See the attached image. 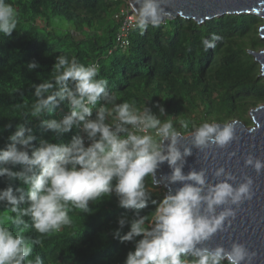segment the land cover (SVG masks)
<instances>
[{
  "label": "clouds",
  "instance_id": "clouds-1",
  "mask_svg": "<svg viewBox=\"0 0 264 264\" xmlns=\"http://www.w3.org/2000/svg\"><path fill=\"white\" fill-rule=\"evenodd\" d=\"M134 3L131 27L141 35L150 26H160L167 16V0ZM17 24V10L0 0V37H10ZM219 39L216 34L204 38V50L215 48ZM38 67L36 62L26 66L29 72ZM98 77V65L59 55L51 78L32 84L34 101L21 105L26 109L21 122L0 149V177L9 185L13 181L21 185L0 190V205L12 214L6 219L17 229L0 223V264H44L39 254L33 255L41 237L69 225V212L91 214L90 203L112 195L118 207L133 211L131 218H118L112 233L121 243L135 242L124 264H253L257 254L244 244L210 246L217 233L231 226L241 204L252 200L253 180L244 175L238 183L224 167L211 172L214 182L204 169L182 171L193 148L205 152L207 159L206 150L224 149L238 141L236 122L205 121L190 128L188 121L181 120L177 127L160 105L157 116L146 103L142 109L135 100L117 103L107 91L108 80ZM58 108L62 111L58 119L44 118ZM33 120L53 139L73 129L77 134L67 143L42 139L34 147V128L26 126ZM10 128L9 122L5 130ZM182 140L190 141L191 147H181ZM234 155L229 153V159ZM165 163L170 169L163 176L168 193L159 202L151 200L154 211L141 215L161 183L156 173ZM17 166L21 171L12 170ZM244 167L259 175L264 161L248 155ZM175 185L179 187L173 189ZM125 225L129 230L121 235ZM29 230L37 234L35 238L21 234Z\"/></svg>",
  "mask_w": 264,
  "mask_h": 264
},
{
  "label": "trees",
  "instance_id": "trees-1",
  "mask_svg": "<svg viewBox=\"0 0 264 264\" xmlns=\"http://www.w3.org/2000/svg\"><path fill=\"white\" fill-rule=\"evenodd\" d=\"M17 10L18 24L10 37H0V149L22 119L21 105L34 101L32 84L51 78L52 65L59 55L75 57L85 65L99 67V77L108 80L107 91L117 103L135 100L137 107L150 108L159 116L156 105L174 117V124L186 120L192 126L207 122H252L250 110L264 104V80L251 52L264 49L259 29L264 21L253 14L224 15L197 23L177 17L158 27H149L143 35L132 29L127 45L119 46L121 9H129L127 0H7ZM212 34L220 37L215 48L205 51L201 41ZM30 62L39 67L29 72ZM62 114L57 109L51 117ZM166 119V117H161ZM12 128L5 130V125ZM34 147L40 140L67 143L77 130L53 139L33 120ZM21 171L20 166L12 169ZM150 183V180H149ZM20 187L0 177V190ZM152 193L141 215L154 211L151 200H161L164 189ZM91 214L69 212L71 223L59 232L41 237L34 246L44 264H124L135 242L121 243L112 233L122 215L133 216L132 210L118 207L114 195L89 205ZM0 205V223L17 229ZM27 219V218H25ZM129 226L121 230L124 235ZM30 238L31 230L21 233ZM140 237L137 238L139 240Z\"/></svg>",
  "mask_w": 264,
  "mask_h": 264
},
{
  "label": "water",
  "instance_id": "water-1",
  "mask_svg": "<svg viewBox=\"0 0 264 264\" xmlns=\"http://www.w3.org/2000/svg\"><path fill=\"white\" fill-rule=\"evenodd\" d=\"M130 9L135 11L134 0H127ZM167 16L165 20H174L177 17L193 19L201 24L205 21L214 20L224 15L253 14L261 17L264 21V0H167L164 5ZM165 20L162 22L164 23ZM262 39H264V24L260 28ZM257 56L264 77V49L257 53ZM255 59V58H254ZM256 61V60H255ZM257 62V61H256ZM252 126L246 128L239 121L236 122V135L238 141L230 143L224 149L206 150L208 158L205 159V152L192 149V155L186 158L183 172L187 174L190 170L204 169L208 180L212 181L211 172L218 167H224L226 171L237 177V182H242L241 177L247 175L253 180L252 200L241 204L235 219L226 232L217 233L211 240L210 246L222 245L225 248L231 243L244 244L250 251L256 252L253 264H264V170L259 175L250 167H244V159L248 155L264 161V104L251 110ZM232 122V121H231ZM180 146H189L190 141H180ZM235 155L229 159V153ZM170 174L167 164H163L157 170L156 178L168 193V187L163 176ZM179 187V185L172 186Z\"/></svg>",
  "mask_w": 264,
  "mask_h": 264
},
{
  "label": "built area",
  "instance_id": "built-area-1",
  "mask_svg": "<svg viewBox=\"0 0 264 264\" xmlns=\"http://www.w3.org/2000/svg\"><path fill=\"white\" fill-rule=\"evenodd\" d=\"M132 10L130 9H121L119 12L120 16V28H119V33L117 35V41L119 42V46H126L127 45V35L130 30L133 28L131 27L132 24Z\"/></svg>",
  "mask_w": 264,
  "mask_h": 264
},
{
  "label": "rangeland",
  "instance_id": "rangeland-1",
  "mask_svg": "<svg viewBox=\"0 0 264 264\" xmlns=\"http://www.w3.org/2000/svg\"><path fill=\"white\" fill-rule=\"evenodd\" d=\"M259 35H260V34H259ZM257 52H258V51H256L255 53H257ZM251 54L253 55V57L255 58V60H256L257 63H258V66H259V68H258V69H259V70H258V71H259V77H261V78L264 80V77H262V76L260 75V74L262 73L261 70H263V69L260 68V64H259V62H258V60H257V56L254 55L253 53H251ZM252 110H253V109H252ZM251 113H252V112H251V110H250L249 113H248V117H249V119H250L251 122H252V119H251V118H252V117H251ZM240 123H241V122H240ZM242 124H243V123H242ZM243 125H244L246 128H249V127H251L253 124H251V125H249V126H248V125L246 126L245 124H243ZM157 187H159V190H157V191H161L160 187H161L162 189H164L163 186H161V185H158ZM165 192H166V191H165V189H164V194H163V196H165Z\"/></svg>",
  "mask_w": 264,
  "mask_h": 264
}]
</instances>
